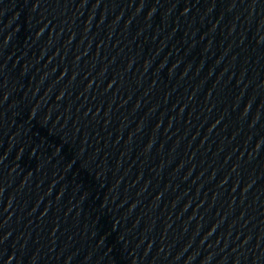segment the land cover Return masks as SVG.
Masks as SVG:
<instances>
[{
	"label": "water",
	"instance_id": "water-1",
	"mask_svg": "<svg viewBox=\"0 0 264 264\" xmlns=\"http://www.w3.org/2000/svg\"><path fill=\"white\" fill-rule=\"evenodd\" d=\"M0 264H264V0H0Z\"/></svg>",
	"mask_w": 264,
	"mask_h": 264
}]
</instances>
